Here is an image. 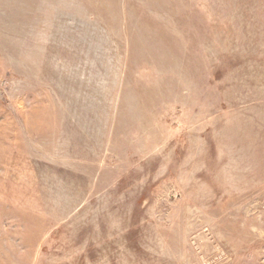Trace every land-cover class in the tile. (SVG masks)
<instances>
[{
	"label": "rangeland",
	"instance_id": "rangeland-1",
	"mask_svg": "<svg viewBox=\"0 0 264 264\" xmlns=\"http://www.w3.org/2000/svg\"><path fill=\"white\" fill-rule=\"evenodd\" d=\"M0 264H264V0H0Z\"/></svg>",
	"mask_w": 264,
	"mask_h": 264
}]
</instances>
